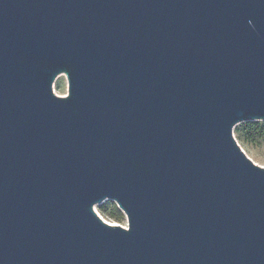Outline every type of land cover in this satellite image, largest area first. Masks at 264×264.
<instances>
[{
    "label": "water",
    "instance_id": "95a60500",
    "mask_svg": "<svg viewBox=\"0 0 264 264\" xmlns=\"http://www.w3.org/2000/svg\"><path fill=\"white\" fill-rule=\"evenodd\" d=\"M247 121L264 0H0V264H264Z\"/></svg>",
    "mask_w": 264,
    "mask_h": 264
},
{
    "label": "rangeland",
    "instance_id": "374dc122",
    "mask_svg": "<svg viewBox=\"0 0 264 264\" xmlns=\"http://www.w3.org/2000/svg\"><path fill=\"white\" fill-rule=\"evenodd\" d=\"M53 92L57 95H67L68 92V86H67V80L65 75L61 74L58 75L54 82H53ZM242 123V122H241ZM239 123V124H241ZM237 124V125H239ZM235 138H236V134L233 132ZM244 140H237L238 144L240 145V147L243 149V151L245 152V154L257 165H260L262 167H264V136L262 137H255L253 139L248 138L247 136H244L243 138ZM109 201L111 203H114L116 205V203L112 200H105L104 202ZM104 202H102L101 204H96L94 205V210L106 221H108L111 224H119L121 226L126 227L127 225V220H126V216L124 215V213L120 210L121 212V216L116 215L111 206L108 205L106 207V213L105 214H101L99 212V206L104 204ZM117 206V205H116Z\"/></svg>",
    "mask_w": 264,
    "mask_h": 264
},
{
    "label": "trees",
    "instance_id": "16d2710c",
    "mask_svg": "<svg viewBox=\"0 0 264 264\" xmlns=\"http://www.w3.org/2000/svg\"><path fill=\"white\" fill-rule=\"evenodd\" d=\"M233 132L236 134V138L238 140H244V136H247L250 139H253L255 137H262L264 136V121H247L242 122L239 125H236L233 129ZM110 205L113 212L121 216V212L118 209V207L109 201L104 202V204L99 206V212L101 214L106 213V207Z\"/></svg>",
    "mask_w": 264,
    "mask_h": 264
}]
</instances>
